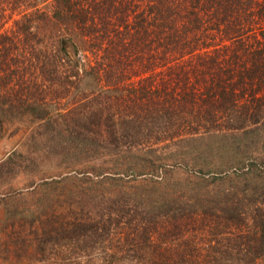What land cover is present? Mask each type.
<instances>
[{"label": "trees", "instance_id": "1", "mask_svg": "<svg viewBox=\"0 0 264 264\" xmlns=\"http://www.w3.org/2000/svg\"><path fill=\"white\" fill-rule=\"evenodd\" d=\"M14 120L71 169L20 207L0 160V264H264V0H0Z\"/></svg>", "mask_w": 264, "mask_h": 264}, {"label": "rangeland", "instance_id": "2", "mask_svg": "<svg viewBox=\"0 0 264 264\" xmlns=\"http://www.w3.org/2000/svg\"><path fill=\"white\" fill-rule=\"evenodd\" d=\"M19 9V8H18ZM11 10V9H10ZM12 21H9L5 29L10 27ZM67 50L76 58L77 56L74 54L73 47L68 44ZM37 124L35 122H31L29 120H14L12 122L7 123L4 126L3 135L0 139V160L7 158L13 152L21 153L25 156H30L34 158L37 164H30V166L26 169L21 168L22 171L15 174L9 181V185L15 187L14 190L16 193L15 201H18V205L20 207H28L29 205H33L37 201L39 192L41 191V186H38L34 192L28 191V186L31 185L32 181H36L37 183L42 181V178L49 177L50 175L58 174L60 171L64 170L65 167L62 166V158L60 156L50 155L46 150L40 148L38 149L36 143L38 142L37 133ZM18 161V162H17ZM17 165H20L19 159L16 160ZM99 159L94 158L93 163H86L82 169H91L90 164L98 165ZM71 169L70 167H68ZM42 177V178H40ZM34 184L33 186H35ZM7 186L4 189H8ZM46 189V191H49ZM21 193V194H20ZM92 196L89 197H81L84 193L78 194V196L73 198V201L77 204V213L78 216L88 215V216H96L100 214L102 209H104L103 198L105 197V193L100 191L97 193V189L90 191ZM89 194V195H90ZM90 197L92 199H90ZM61 197L58 199L60 200ZM62 199V198H61ZM68 198L64 197L62 201L68 203ZM94 201V204L92 202ZM74 204V203H73ZM65 205V204H64ZM75 209V210H76ZM83 209V210H82ZM83 212V213H82ZM4 217V207L0 204V219ZM98 242L93 241L90 245L89 253L93 251V249L98 248ZM96 251V249L94 250ZM82 264H93L91 262V256L88 255L85 259L83 258Z\"/></svg>", "mask_w": 264, "mask_h": 264}]
</instances>
